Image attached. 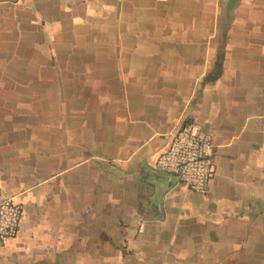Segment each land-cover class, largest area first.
<instances>
[{
  "label": "crops",
  "instance_id": "1",
  "mask_svg": "<svg viewBox=\"0 0 264 264\" xmlns=\"http://www.w3.org/2000/svg\"><path fill=\"white\" fill-rule=\"evenodd\" d=\"M213 136L206 194L156 169ZM0 264H264V0H0Z\"/></svg>",
  "mask_w": 264,
  "mask_h": 264
},
{
  "label": "built area",
  "instance_id": "2",
  "mask_svg": "<svg viewBox=\"0 0 264 264\" xmlns=\"http://www.w3.org/2000/svg\"><path fill=\"white\" fill-rule=\"evenodd\" d=\"M214 139L197 122L187 121L172 132L156 169L168 173L193 192L207 194L216 172ZM23 219L22 206L11 196L0 199V245L17 235Z\"/></svg>",
  "mask_w": 264,
  "mask_h": 264
}]
</instances>
